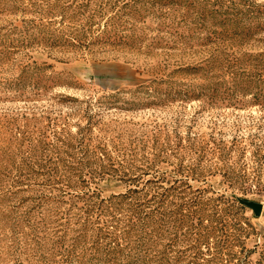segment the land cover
Instances as JSON below:
<instances>
[{
	"label": "rangeland",
	"instance_id": "1",
	"mask_svg": "<svg viewBox=\"0 0 264 264\" xmlns=\"http://www.w3.org/2000/svg\"><path fill=\"white\" fill-rule=\"evenodd\" d=\"M0 264H264V0H0Z\"/></svg>",
	"mask_w": 264,
	"mask_h": 264
},
{
	"label": "water",
	"instance_id": "2",
	"mask_svg": "<svg viewBox=\"0 0 264 264\" xmlns=\"http://www.w3.org/2000/svg\"><path fill=\"white\" fill-rule=\"evenodd\" d=\"M238 202L241 205H244V206L250 208L253 211V214L255 216L261 215L262 207H263L261 203H257V202L250 201V200H244L241 198H238Z\"/></svg>",
	"mask_w": 264,
	"mask_h": 264
}]
</instances>
